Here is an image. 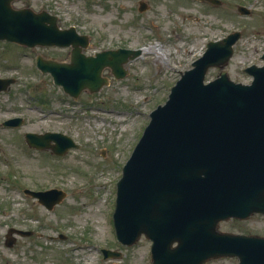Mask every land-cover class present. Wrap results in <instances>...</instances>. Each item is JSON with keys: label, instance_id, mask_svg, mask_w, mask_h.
<instances>
[{"label": "rangeland", "instance_id": "374dc122", "mask_svg": "<svg viewBox=\"0 0 264 264\" xmlns=\"http://www.w3.org/2000/svg\"><path fill=\"white\" fill-rule=\"evenodd\" d=\"M15 0V7L40 10L48 3L61 27L74 26L89 36L86 54L103 49L144 48L167 51L165 61L157 52L143 51L124 64L127 73L115 78L105 67L109 83L99 91H82L77 98L63 92L49 73L37 69V54L68 60L70 48L21 46L0 40V78L15 81L0 90V264H150V241L140 236L131 245L120 243L114 233L116 182L122 165L149 121V113L162 104L181 72L216 40L233 30L241 32L223 67H210L205 80L224 69L235 82L249 83L243 69L263 64L264 0ZM237 5L250 9L241 15ZM20 116L23 124L5 127L1 122ZM57 131L69 135L77 146L63 155L28 146L25 132ZM59 187L65 197L47 209L23 193V188ZM10 227L30 230L15 234L5 245ZM221 230L264 236V215L244 220L228 219ZM64 234L63 237L60 235ZM119 252L104 257L102 248ZM233 257H219L205 264H237Z\"/></svg>", "mask_w": 264, "mask_h": 264}, {"label": "water", "instance_id": "95a60500", "mask_svg": "<svg viewBox=\"0 0 264 264\" xmlns=\"http://www.w3.org/2000/svg\"><path fill=\"white\" fill-rule=\"evenodd\" d=\"M0 0V39L34 47L71 46L68 62L37 55L41 72H49L64 92L77 97L82 90L98 91L109 83L105 67L123 78L124 66L141 49L82 52L89 37L74 26L59 28L57 16L46 10L13 7ZM219 4L220 0H208ZM147 4L139 2L138 9ZM241 14L250 10L237 6ZM240 37L233 31L206 43V49L171 86L168 98L150 112V120L122 167L117 181L113 225L118 241L131 245L143 234L151 240L150 264H205L210 258L236 256L237 264H264V237L224 232L221 220L264 213V64L247 66L250 83L234 82L225 70L204 83L210 66L224 67ZM264 60V52L261 55ZM14 78H0L5 90ZM21 117L2 122L22 124ZM31 147L62 155L77 146L61 132H26ZM23 192L51 209L65 192L50 188ZM31 231L10 228L11 234ZM62 237V236H61ZM104 257L119 252L103 248Z\"/></svg>", "mask_w": 264, "mask_h": 264}, {"label": "bare ground", "instance_id": "6f19581e", "mask_svg": "<svg viewBox=\"0 0 264 264\" xmlns=\"http://www.w3.org/2000/svg\"><path fill=\"white\" fill-rule=\"evenodd\" d=\"M141 51H154V52H157L156 55H157V60L158 61H161V62H164L165 61V56L167 54V51L165 50L164 52H158V50L156 51V49L154 48V46L150 45V46H147V47H144V48H141ZM141 52V53H142Z\"/></svg>", "mask_w": 264, "mask_h": 264}, {"label": "flooded vegetation", "instance_id": "af4514ba", "mask_svg": "<svg viewBox=\"0 0 264 264\" xmlns=\"http://www.w3.org/2000/svg\"><path fill=\"white\" fill-rule=\"evenodd\" d=\"M28 6H30V5H28ZM40 6L43 7V8H41V9H44V8L48 7L49 4H48V3H46V4H43V3H42V5H40ZM258 215H262V214H258ZM243 220H244V219H243ZM240 233H243V232H240Z\"/></svg>", "mask_w": 264, "mask_h": 264}]
</instances>
